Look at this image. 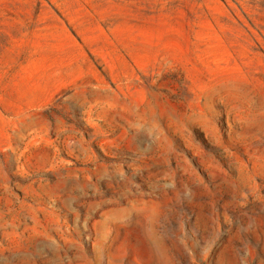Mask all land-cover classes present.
Returning a JSON list of instances; mask_svg holds the SVG:
<instances>
[{"label":"rangeland","instance_id":"obj_1","mask_svg":"<svg viewBox=\"0 0 264 264\" xmlns=\"http://www.w3.org/2000/svg\"><path fill=\"white\" fill-rule=\"evenodd\" d=\"M0 264H264V0H0Z\"/></svg>","mask_w":264,"mask_h":264}]
</instances>
